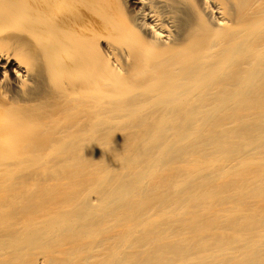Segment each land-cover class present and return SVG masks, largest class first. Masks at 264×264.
Returning <instances> with one entry per match:
<instances>
[{"label":"bare ground","instance_id":"1","mask_svg":"<svg viewBox=\"0 0 264 264\" xmlns=\"http://www.w3.org/2000/svg\"><path fill=\"white\" fill-rule=\"evenodd\" d=\"M0 264H264V0H0Z\"/></svg>","mask_w":264,"mask_h":264}]
</instances>
